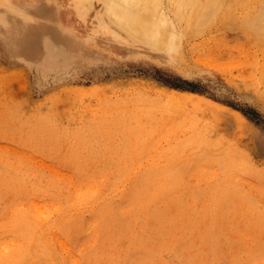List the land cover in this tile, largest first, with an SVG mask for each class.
Listing matches in <instances>:
<instances>
[{
  "label": "rangeland",
  "instance_id": "obj_1",
  "mask_svg": "<svg viewBox=\"0 0 264 264\" xmlns=\"http://www.w3.org/2000/svg\"><path fill=\"white\" fill-rule=\"evenodd\" d=\"M114 1L0 0V264H264V0Z\"/></svg>",
  "mask_w": 264,
  "mask_h": 264
},
{
  "label": "bare ground",
  "instance_id": "obj_2",
  "mask_svg": "<svg viewBox=\"0 0 264 264\" xmlns=\"http://www.w3.org/2000/svg\"><path fill=\"white\" fill-rule=\"evenodd\" d=\"M174 1L175 0H173L172 2L174 3ZM195 1V0H194ZM193 2V1H192ZM113 3V5L110 7V10L112 11V12H116L117 14H118V17H119V21L121 22V23H123V25H125L127 28H130L131 27V25H130V23L132 22V21H134V22H136L135 20H137L138 22H136V23H138V25H139V22H143V23H145V24H148L149 23V18H147V14L149 15L150 13H149V10H150V8H151V6L153 7V6H155V5H157L156 3H155V5H152V2H150L151 3V6H150V4L149 3H147L146 1H145V3L146 4H142V7L141 6H139V1L138 0H129V6L128 7H126V8H124L125 6L123 5V4H121V3H118V2H112ZM111 3V4H112ZM182 3H184V0H181V5H182ZM190 4H191V1L189 2ZM188 3V4H189ZM194 3V2H193ZM216 4V3H215ZM219 4V3H218ZM195 5H197V4H195ZM194 5V6H195ZM213 6V5H212ZM215 6V5H214ZM213 6V7H214ZM219 6H220V4H219ZM183 7V6H182ZM181 7V8H182ZM192 7H193V4H192ZM197 7V6H196ZM206 7H208L207 5L206 6H204L203 8H205L206 9ZM209 7H211V5L209 6ZM209 7H208V9H209ZM122 8H124L123 10H122ZM263 8H264V6H263ZM197 9V8H196ZM208 9H207V11H208ZM212 9V8H211ZM120 10H122V11H129V12H127V13H124L123 15L121 14H119V13H121V12H119L118 13V11H120ZM204 10V9H203ZM202 9H201V11H203ZM246 10V9H245ZM132 11V12H131ZM134 11H136V12H134ZM206 10H204V12H205ZM209 11H210V9H209ZM213 11H214V8H213ZM260 11H261V9H260ZM115 13V14H116ZM134 13H137V14H134ZM140 13H144L143 15H141ZM203 13V12H202ZM201 13V14H202ZM210 14H211V11L209 12ZM126 14V15H125ZM205 15L206 14H208V13H204ZM205 15H199L201 18H202V16L204 17ZM259 15H260V13H259ZM258 15V16H259ZM207 16V15H206ZM205 16V17H206ZM257 16V17H258ZM261 17H262V15H260ZM200 17H199V19H200ZM204 17V18H205ZM135 19V20H134ZM206 19V18H205ZM247 19V18H246ZM245 19V22L247 21ZM262 21V20H261ZM162 23H166L167 21H165V19H162V21H161ZM200 22V21H199ZM254 22V21H253ZM259 22V21H258ZM257 22V23H258ZM263 22V21H262ZM262 22L261 23H259V25H260V27H261V24H262ZM264 23V22H263ZM260 27L258 28V29H256L257 27H255L254 29L255 30H260ZM251 28V27H250ZM131 29V28H130ZM152 28H150L149 30H151ZM252 29H253V27H252ZM263 29V28H262ZM130 31V30H129ZM132 31V30H131ZM262 31V30H261ZM131 33H133V32H131ZM138 33V32H137ZM136 33V34H137ZM155 35H159L158 34V32L157 31H154L153 32ZM146 38V37H145ZM155 40H157V41H160L159 40V37H156V39ZM36 242V241H35ZM38 243H40V242H38ZM41 246V245H40ZM41 248V247H40Z\"/></svg>",
  "mask_w": 264,
  "mask_h": 264
},
{
  "label": "trees",
  "instance_id": "obj_3",
  "mask_svg": "<svg viewBox=\"0 0 264 264\" xmlns=\"http://www.w3.org/2000/svg\"><path fill=\"white\" fill-rule=\"evenodd\" d=\"M175 87L179 88L178 86H175Z\"/></svg>",
  "mask_w": 264,
  "mask_h": 264
}]
</instances>
